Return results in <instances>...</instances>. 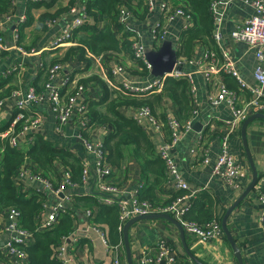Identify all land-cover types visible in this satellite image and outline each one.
<instances>
[{
	"label": "crops",
	"instance_id": "0c3cea01",
	"mask_svg": "<svg viewBox=\"0 0 264 264\" xmlns=\"http://www.w3.org/2000/svg\"><path fill=\"white\" fill-rule=\"evenodd\" d=\"M87 0H15L11 3L6 14H13L14 19L7 21L5 15H0V37L6 47V50L0 53V80L11 79V82H6L4 87H12L13 89L21 88L23 91L34 85L40 71L51 67L49 62L58 59L62 65V75H67L70 79H79L80 82H85L87 85V95L89 101H98L101 97L100 82L107 86L106 79L113 78L117 84L129 82L133 86L146 87L153 80L151 70H148L142 62H134L133 58H129L124 54H106L105 61L101 64L102 68L91 69L93 76L89 72V66L93 65L86 51L90 52L86 47L78 43V38L84 35L80 30L77 33L76 40L74 34L70 38L69 44L59 45L50 48V45L64 33L69 27L74 18L80 17L85 13ZM254 0H234L233 2H216L215 8L211 10L214 24V36L220 38L213 41L217 46V50H210L220 54L221 51H230L232 60L235 66L239 69L243 80L249 85H255L253 73L258 63L255 58L254 51L245 43L234 42L231 38L232 33L236 28L253 15L252 2ZM170 4L178 8V3L175 0H169ZM41 3L40 6L34 7L35 4ZM71 3V4H70ZM155 6L148 9V14L145 18L139 17V12L135 9L136 14L130 12L127 6L119 7V15L113 22L108 21L111 29L117 33L118 24L122 26L123 32L129 33L131 42L136 41L139 45L159 47L162 40L156 41L154 38V26L161 21L162 12L159 8L158 0H154ZM48 5L49 7H46ZM118 11V10H117ZM58 13L56 18L44 22L40 25L39 18L42 14ZM141 12V10H140ZM87 16V15H86ZM24 18V23L20 22V18ZM90 19L87 16V22ZM114 24V25H113ZM106 26V21H99L97 27L103 30ZM117 27V28H116ZM185 27L193 28L192 21L185 16L176 17L173 19L169 28L166 31L165 38H169L176 51L178 48L179 36ZM188 29V30H189ZM118 36V34H117ZM177 37V39H176ZM79 48L71 53L66 61H62L66 52L70 48ZM206 47V46H204ZM202 45L194 47L193 56L190 59L177 58V63L173 71L180 74L189 75L191 77L192 86L195 89L193 101L197 107L196 115L188 114L189 118L183 122L180 118L177 107L172 103L169 94L163 92L160 95V106L157 114L165 118L167 130L163 125L151 124L146 118L141 119L140 128L150 138L154 144L155 154L158 155L161 147L169 140V127L167 119L176 116L179 119L180 128L177 130L178 142L177 145L169 151L171 160L177 165L179 174L182 178L188 181L190 188L196 190L198 196L201 192H207L216 199L217 210L221 217L226 210L237 200L240 194L245 190L251 181L252 171L248 158L245 154L243 141L241 136V125L230 134V152L237 163L249 174L248 177L241 178L238 181V187L229 188L217 183L210 177L208 168L202 163L203 148H207V157L211 163L222 153L220 139L226 133L227 121L231 120V110L226 102H213L211 96L217 92V87L220 82H223V75L217 76L213 82H207L205 74L199 68L200 61L203 57L205 49ZM83 50V54H81ZM95 55V54H93ZM81 57L83 59H81ZM16 64H22L19 72L13 71ZM119 69L117 73L113 70ZM105 76L103 75V70ZM86 75L88 77H86ZM85 79V80H83ZM180 79V78H178ZM232 79V78H231ZM42 82H38V87H43ZM111 89V88H110ZM113 92L114 90H110ZM264 94V88L262 89ZM235 93L238 96V101L247 102L251 100L252 93L246 89H241ZM118 95V94H116ZM264 98V97H263ZM82 99H78L77 104L81 103ZM37 112L43 119V128L40 136L52 142L56 148L67 149L73 151V155L77 157L81 164H88L94 172V155L86 151L82 143L76 142L73 136L77 135V129L73 126H66L63 135H59L55 130V115L47 111L46 106H37ZM120 115L131 118L132 112L135 109L122 107ZM264 114V112H261ZM7 115V110L1 112ZM152 114V111H151ZM252 113L248 117L254 115ZM153 115V114H152ZM157 122H161L159 118L153 115ZM1 124L5 120L0 119ZM189 120L190 129L185 130L184 124ZM197 130V127H199ZM167 133L169 138L167 137ZM203 134L205 139L200 141V134ZM168 138V139H167ZM246 144L252 157V162L257 170L258 175L264 172V121L255 120L246 128ZM32 163V162H30ZM173 181L171 177L169 179ZM116 181L120 186V190L124 193L131 192L142 179L140 177V166L137 162L128 161L121 165L120 170L116 171ZM89 185H81L70 191L72 199L74 197H82L85 194L95 191ZM24 186L27 191L36 192L42 185L39 182L24 181ZM144 187V186H143ZM89 189V190H88ZM163 188L156 191L157 199L167 200L169 194ZM261 189L264 190V183L261 184ZM195 195V197H196ZM46 197V196H45ZM47 198V197H46ZM51 198H47L40 222L44 221L51 211ZM71 207V204H69ZM69 207V213L70 212ZM225 211V212H224ZM224 212V214H223ZM96 215V209L93 210V216ZM262 209L257 200L256 192L253 190L249 196L232 212L227 220V226L235 239L237 247L241 251L243 264H264V237L260 227V217ZM78 222L75 223L73 230L83 228L87 225L86 217L81 213L78 215ZM221 222V220H220ZM182 225V224H181ZM87 237L83 243L89 255L86 258L82 247L76 245L71 254L76 261L74 264H86V259H92L96 264H111L110 259L106 257L105 245L99 240L98 236L91 229L87 231ZM20 238L22 241H27L15 229L10 227V221L0 214V240L6 244L9 240ZM185 243L188 246L192 255L203 264H237L234 253L226 241L225 237L218 240L202 242L194 235H191L184 230ZM160 240L170 244L176 254L187 258L181 239L179 230L176 226L164 219L148 220L138 222L130 227L129 242L133 264H139L141 253L143 250H150L152 246ZM33 240L31 241V244ZM123 245V243H122ZM147 251V250H146ZM120 255L126 261L124 246L120 250ZM188 259V258H187Z\"/></svg>",
	"mask_w": 264,
	"mask_h": 264
},
{
	"label": "built area",
	"instance_id": "2783aa9c",
	"mask_svg": "<svg viewBox=\"0 0 264 264\" xmlns=\"http://www.w3.org/2000/svg\"><path fill=\"white\" fill-rule=\"evenodd\" d=\"M15 0H11L14 3ZM223 0H216L211 3V10L215 8L216 2ZM230 3L234 0H225ZM148 9L155 6L154 0H143ZM159 8L162 12L161 21L154 26V38L156 41L163 40L170 22L176 17L186 15L181 8L173 7L169 0H158ZM253 15L239 25L232 33L231 38L234 42H242L247 44L255 54L258 67L254 70L253 78L255 85L246 83L232 60L230 51H221L217 54L204 47L205 52L200 61L199 68L205 74L207 82H213L217 76L223 75L231 76L239 85L241 89H246L252 93L251 100L247 102L238 101V96L235 91L226 87L223 82L219 83L217 92L211 96L213 102H226L231 110V120L226 123V133L221 137L220 144L222 153L217 156L213 163L207 157V148H203L202 163L205 168L209 169L210 177L220 185L236 188L238 181L241 178L248 177L244 168L236 162L230 152L229 138L230 134L248 118L252 113L264 112V0H254L252 2ZM122 12V11H121ZM123 13V12H122ZM7 21H12L14 15L9 13L5 15ZM20 22L24 23V18H20ZM87 23V16L83 13L80 17L74 18L69 27L62 33L55 42L50 45V48L69 44L70 38L76 32H79ZM185 27L184 30H188ZM215 39L220 36H214ZM157 48V47H155ZM134 51V62H142L148 70H151L150 64L145 60L142 49L143 46L139 45L136 41L132 44ZM6 47L0 37V53L5 51ZM87 56L92 59L93 65L89 66V72L93 76V69L102 68L101 64L107 59L104 55H93L86 51ZM22 64H16L13 71L19 72ZM92 69V70H91ZM103 70V69H102ZM118 68L113 70V73L118 72ZM63 67L57 63L47 69L48 78L43 84L42 91L37 92L33 86L28 87L23 91L21 88H16L10 93L0 99V119H4V124L0 128L6 127L0 131V140L6 141L7 144L13 149L20 147H30L34 144L36 137L41 134L43 128V119L37 112V106H46L47 111L55 115V130L59 135H63L66 126H73L77 129V135L73 136L76 142L82 143L86 151L94 155V172L90 169L88 164L82 165V174L80 182L76 183L72 180L71 174L65 170L56 168L54 175L46 177L43 171L38 168L35 163H24L23 167L17 172L15 176V187L22 192L27 191L24 186V181L39 182L42 187L37 189L35 193L44 195L51 198L52 207L46 219L40 222L38 230L43 231L52 228L56 225L58 219L69 212V204L72 203V195L70 191L76 189L81 185H89L92 183L91 188L95 191L89 193L94 196L100 197L103 205L114 206L116 205L119 210L120 226L119 230L122 232L123 225L134 217L146 216L149 214H166L180 219L187 213L191 207V200L195 197L197 191L189 189L180 177L177 165L171 160L169 151L172 150L178 142L177 130L180 128L179 119L176 116L167 119L169 127L170 138L168 142L161 147L158 156L164 161L167 166V171L173 176V181H168L165 191L172 194L176 190L188 191L187 196L180 197L175 201L166 204L165 200H160L158 205H150L149 203L141 202L138 198V191L144 186V182H140L131 192L124 193L120 190V186L116 181V169H114L107 161V151L105 148V140L110 133L107 126H99L90 124L88 122V103L90 102L87 95V85L85 82H80L79 79H70L67 75H62ZM103 75L105 76L104 70ZM86 77H88L86 75ZM166 78L186 79L188 83V97L190 101L189 114L196 115L197 107L193 101V94L195 92L192 86L191 77L189 75L180 74L172 71L164 75L162 78H153V80L146 87H137L131 85L129 82H122L117 84L113 78L106 79L107 87L114 90L116 94L124 97H146L150 94H161L164 92V81ZM85 80V79H83ZM82 102L77 104L78 99ZM7 110V115L1 114L3 110ZM131 118L140 126L141 119L146 118L151 124L161 126L155 120L149 107L143 106L139 110L132 112ZM185 130L190 129L189 120L184 124ZM200 141L203 142L205 137L199 133ZM207 141V140H206ZM67 150V149H66ZM71 153L73 151L67 150ZM264 183V172L258 177L254 191L256 192L257 200L262 209V216L260 217L261 232L264 237V190L261 189V184ZM89 190V189H88ZM34 192V191H33ZM46 206H44V209ZM3 216L10 221V227L15 229L20 235L27 239L22 241L20 238H14L4 244L0 248V255L8 264H27L28 260L25 256L22 247L31 245L33 235L20 229L18 222L20 214L16 208H10L2 212ZM84 216L87 219V225L83 228L73 230L67 237H63L60 247L56 252V258L61 264H74L76 261L71 256L73 248L78 245L82 247L86 258L89 255L88 251L84 248L86 243H83L87 237L88 229L96 233L99 240L105 245L106 257L110 259L111 264H126V261L120 255V250L123 245L120 242L118 245L112 246L108 242L106 230L91 222L94 217L90 210H86ZM183 229L194 235L202 242L211 240H218L224 237L219 220H212L204 226L199 227L192 223H183ZM147 250V251H146ZM141 253L139 264H178V255L173 248H170L166 241L160 240L156 245L152 246L150 250L146 249ZM86 264H96L92 259H86ZM4 264V263H0Z\"/></svg>",
	"mask_w": 264,
	"mask_h": 264
},
{
	"label": "trees",
	"instance_id": "16d2710c",
	"mask_svg": "<svg viewBox=\"0 0 264 264\" xmlns=\"http://www.w3.org/2000/svg\"><path fill=\"white\" fill-rule=\"evenodd\" d=\"M175 1L179 5L178 8H181L186 15L190 16L193 24V28L180 33L177 56L190 59L193 56L194 47L198 44L217 50V46L213 41L214 24L211 14V3L216 0ZM86 3L85 13L90 21L81 29L84 35L77 39L78 43L95 55L114 53L134 58L133 42L130 40L131 35L123 32V28L119 24L118 28L116 27L117 33L114 32L111 29L112 24H109L107 20L113 22L117 19V15L121 11L119 10L121 5L127 6L130 12L138 15L136 9L139 12L138 16L145 18L148 14V7L143 0H87ZM10 5L11 0H0V15L6 14ZM40 5L41 3H37L34 7ZM46 7L49 6L46 5ZM57 14L56 12L54 14H42L39 18L40 25L56 18ZM99 21H106L103 30H99L97 27ZM73 36L76 40L77 33H74ZM75 50H79V48L68 49L62 61H66ZM81 54H83V50H81ZM81 59L83 58L81 57ZM59 62L58 59H55L50 61L49 65L53 66ZM40 72L34 83L37 92L42 91L37 83L43 81V85L48 78L46 68ZM231 78V76L225 75L223 77L224 84L228 89L237 92L239 85ZM6 82L10 83L11 79L0 80V99L6 97L12 90V87H4ZM100 86L102 88L100 99L88 103L87 120L90 124L103 125L110 129V133L105 140L108 163L116 171L118 168L119 171L122 164L128 161L137 162L140 166V177L144 182V187L138 191V198L141 202L158 205L160 201L157 199L155 192L165 188L167 182L173 176L167 171L164 161L155 154L154 144L136 121L133 118L120 115L119 111L124 106L135 110L147 106L152 114L160 119L161 122L159 123L167 130L165 118L157 114L161 96H132L129 98L110 92L102 82H100ZM163 87L164 92L170 95L172 103L177 107L181 120L185 122L189 118L188 114L191 106L187 80L166 78ZM262 102H264V99ZM5 128H0V131ZM168 133L167 137L169 138ZM29 162L35 163L46 177L54 175L57 167L65 169L71 174L72 180L76 183L80 182L83 169L73 153L66 149L56 148L52 142L43 139L40 135L36 137L32 146L20 147L19 149H13L6 141L0 140V214L10 208H16L20 214L18 222L20 229L33 235V243L27 247H22L28 260L27 264H61L56 258V252L60 247L62 238L67 237L73 231L75 223L79 221L78 215L81 213L84 215L86 210H90L93 214V210L96 209V215L91 219V222L106 230L110 245L115 246L122 242V233L119 230L121 222L118 207L116 205H103L99 200L100 197L94 196L92 193L85 194L82 197H74L71 207L69 206L71 213L63 214L54 227L43 231L38 230L39 218L44 211L47 198L32 191L22 192L15 187L17 172L23 167L24 163ZM182 179L187 187L191 189L188 181L185 178ZM187 195L188 191L176 190L174 193L169 194L165 205ZM170 217L177 220L173 216ZM221 219L222 217L217 210L216 199L207 192H201L191 200L189 211L177 221L180 224L192 223L202 227L212 220L220 221ZM167 245L173 248L170 244L167 243ZM178 259V264H193L184 256H179ZM0 263L8 264L2 255H0Z\"/></svg>",
	"mask_w": 264,
	"mask_h": 264
},
{
	"label": "water",
	"instance_id": "95a60500",
	"mask_svg": "<svg viewBox=\"0 0 264 264\" xmlns=\"http://www.w3.org/2000/svg\"><path fill=\"white\" fill-rule=\"evenodd\" d=\"M143 56L145 60L150 64L151 66V74L154 78H162L164 75L171 73L177 63V51L176 47H174L173 42L169 38H164L161 41V44L159 47H150L145 46L142 49ZM255 120H263L264 121V114L263 113H255L254 115L248 117L245 119L241 125V136L243 141V147L245 149V154L248 158V161L251 166L252 171V177L251 181L248 184V186L245 188V190L240 194V196L237 198V200L226 210L225 214L223 215L221 219V229L224 234V237L228 244L230 245L234 256L237 260V264H243V260L241 258V251L237 247L234 237L232 236V233L230 232L228 226H227V220L231 216L232 212L249 196V194L254 190L255 185L258 181V173L254 166V163L252 162V157L250 155V152L248 150V146L246 144V128L247 126L252 123ZM199 127H197V130ZM202 129H200L199 132H201ZM92 191V189H91ZM100 197H103V195H99ZM158 219H164L172 223L174 226L177 227L180 234V239L185 251V254L187 258L193 263V264H203L198 259H196L192 253L189 251L187 244L185 243L184 239V229L183 226L175 219L170 217L166 214H149L146 216H139L134 217L128 220L122 227V243L125 250V257H126V263L127 264H133L132 262V256H131V250H130V242H129V230L130 227L138 222L141 221H148V220H158ZM4 242L0 240V248H3Z\"/></svg>",
	"mask_w": 264,
	"mask_h": 264
},
{
	"label": "rangeland",
	"instance_id": "374dc122",
	"mask_svg": "<svg viewBox=\"0 0 264 264\" xmlns=\"http://www.w3.org/2000/svg\"><path fill=\"white\" fill-rule=\"evenodd\" d=\"M176 39H177V37H176ZM144 86H147V84H146V85H144Z\"/></svg>",
	"mask_w": 264,
	"mask_h": 264
},
{
	"label": "clouds",
	"instance_id": "9594fccd",
	"mask_svg": "<svg viewBox=\"0 0 264 264\" xmlns=\"http://www.w3.org/2000/svg\"><path fill=\"white\" fill-rule=\"evenodd\" d=\"M57 64V63H56ZM221 224V223H220ZM127 264V263H126Z\"/></svg>",
	"mask_w": 264,
	"mask_h": 264
}]
</instances>
